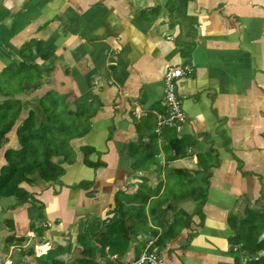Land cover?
<instances>
[{"label": "crops", "instance_id": "obj_1", "mask_svg": "<svg viewBox=\"0 0 264 264\" xmlns=\"http://www.w3.org/2000/svg\"><path fill=\"white\" fill-rule=\"evenodd\" d=\"M28 61L41 65L43 76L25 80L27 90L17 94L0 89V100L22 101L0 148V166L4 152L19 146L23 119L34 113L36 126L48 122L49 93L63 97L70 116L86 118L88 127L55 134H67L74 159L52 155L62 168L56 180L35 172L33 183L19 184L34 201L0 198V255L10 244L22 254L14 264L55 258L77 264L79 236L90 228L85 237L97 240L98 249L104 242L99 260L154 251L163 264H258L264 255V0H0V72ZM172 65L193 70L177 85L187 118L164 127L170 131L162 129V137L163 77ZM153 140L158 163L136 158L133 152H149ZM167 166L181 183L189 175L197 186H184L151 209L158 215L152 223L128 196L143 193L149 206L163 193ZM137 175L158 192L130 185ZM244 202L245 213L260 215L256 237L242 235ZM142 225L147 231L137 230Z\"/></svg>", "mask_w": 264, "mask_h": 264}, {"label": "trees", "instance_id": "obj_2", "mask_svg": "<svg viewBox=\"0 0 264 264\" xmlns=\"http://www.w3.org/2000/svg\"><path fill=\"white\" fill-rule=\"evenodd\" d=\"M174 6V4L172 5ZM10 95L9 93H7ZM22 101L19 98H15L10 95L9 98L0 100V148L8 140L7 133L12 129L15 121L19 117ZM164 106V104H163ZM47 123H43L40 126H36L34 122V113H30L27 118L17 126L16 134L18 138V147L8 148L4 153L5 163L0 166V198L3 196H15L17 204H23L25 202H32L34 199L25 188L19 184L23 181L31 184L34 182L35 177H32L35 172L37 175L47 181L56 180L62 173L61 166H56L52 160V155H59L61 150H58V145L62 138H57L56 131L63 132L62 126L64 122L55 119L51 110L45 108ZM165 113V106H164ZM182 122L178 123L180 125ZM51 130L53 136L57 139L58 145H52V138L47 136V131ZM65 132V131H64ZM65 140L64 147L67 144ZM70 149V147L68 146ZM65 150V149H63ZM64 153V152H63ZM247 217V216H246ZM245 217V218H246ZM10 239V238H9ZM88 240V241H87ZM95 241L91 238L84 237L80 241L83 245L81 256L74 259L77 264H131L132 262H138L142 255L154 253V251H145L142 255H137L132 259H128L126 256L120 254L115 260L100 261L99 258L105 256L104 254V242L100 241L101 247L95 244ZM90 242L93 243L94 248L91 247ZM96 252H98L96 254ZM123 257H125L123 259ZM260 259L262 260L261 263ZM258 264H264V255L260 256L257 261ZM44 264H49L47 261ZM52 264H66L64 260L55 258ZM145 264V263H142Z\"/></svg>", "mask_w": 264, "mask_h": 264}, {"label": "rangeland", "instance_id": "obj_3", "mask_svg": "<svg viewBox=\"0 0 264 264\" xmlns=\"http://www.w3.org/2000/svg\"><path fill=\"white\" fill-rule=\"evenodd\" d=\"M41 65L39 64H34L31 62H25L19 65H12L11 67L4 69L0 72V89L3 90H7V91H11L12 94H17L22 92L23 90H27L24 87L25 84V80H28V83L30 82H37V80H39L42 76V70L40 69ZM46 72V71H45ZM52 93H49L47 95V98H45V102L47 103V108L49 110H51L52 114H54L55 119H53V121H57L60 120L62 122H64L62 129L66 132V129L68 128L69 131H71L72 133H79L82 134L88 127V124L86 123V118H80L77 119L75 117H71L69 114V107L67 108V105L65 104L64 98L63 97H54V98H49V96H52ZM53 99V100H52ZM43 107H44V102H43ZM66 107V108H65ZM69 114V115H68ZM167 124H162V125H157V129L160 131L161 129V134H162V129H163V134H166L167 132L170 131V129H165L164 127H167ZM149 134L152 136L155 134V138H159L160 137V133L158 134L155 131V127L154 126H150L148 128ZM59 131H56V133H58ZM162 134V137H163ZM66 136H64L65 138L61 139L60 144L58 145L57 143V139L53 136L51 130L47 131V136L52 138V145H58V150L62 149L61 152H64L67 155V159L73 161V151L72 149L70 150L68 148V145L64 147L65 140L67 139V134L65 133ZM168 135V134H167ZM167 135L164 137V139L161 140V144L165 143L164 141L167 138ZM154 138V139H155ZM153 145H151L149 152L146 151L145 149H143L142 147L137 148L133 153L135 155L136 158L138 157H142L143 159H145V161L148 159L147 163H152L154 164L157 159L155 156V152L157 151V143L155 140H153ZM160 144V145H161ZM65 149V150H63ZM146 155V156H145ZM145 156V158H144ZM142 159V160H143ZM90 163V162H87ZM180 164H183L182 161L179 162ZM158 166V164H157ZM159 169V167H157ZM165 175L164 177H160V186L163 189V193L158 196L157 198H155L154 200H152L151 204L149 206H147V204L143 201V199L146 198V195L143 193H137L134 196H128V200H132V201H137V206L134 207V210H138L141 213H145L147 211L148 213V219H150L153 222H156L158 220V215L157 213H151V209H155L157 205H161V203L166 202V200L173 195V193H181L184 190V186H186V188L191 187V188H196L197 183L194 180L193 177L189 176V175H184V177H182L183 181H185V183H181V180L179 179V176L174 175V173H172V169L170 166L166 167V170L164 171ZM133 177V176H131ZM131 177L129 178V184L130 185H139L141 187V189L146 193L150 194V193H157L160 187H152L149 188V186H153V183L151 182H147L146 179L142 178L141 176L137 175L135 176L134 180H132L131 182ZM132 183V184H131ZM146 183H148V185H146ZM183 184V185H181ZM185 188V189H186ZM191 188H189L188 190H186L189 192L191 190ZM118 198H122L123 200H126V197H124V195L120 193H118ZM35 203V202H34ZM40 206V205H37ZM157 209V208H156ZM131 210V209H129ZM131 210V211H134ZM246 215H242L241 216V220H240V224H242L241 229L243 230L242 235L245 236L247 235V232H251L253 236H255L256 232L260 231L259 229L262 226V221L260 219V215L254 213V216L250 215V213H245ZM247 216V217H246ZM246 217V218H245ZM94 220V219H93ZM239 220V219H238ZM96 224L98 225H103L102 222H100V220H95ZM178 222V220H177ZM37 223H35L36 225ZM176 225V224H175ZM105 228H109V225H104ZM42 231V228H40ZM147 227L142 225V226H137V230L140 231H147ZM90 230V228H88L84 233H82V236L85 237L87 233V235H91L90 232H88ZM257 230V231H256ZM38 231V230H37ZM39 231V232H41ZM264 232V231H263ZM44 233V230H43ZM263 234V233H262ZM256 237V236H255ZM83 238L81 237V235L79 236V241H82ZM88 241V240H87ZM106 241L111 243V238H110V234L106 237ZM116 244H120L118 240L115 241ZM90 245L92 248H94L93 243L90 242ZM114 248V247H113ZM118 248V247H117ZM119 248L126 250L125 246H119ZM3 252H5L6 255H8L15 263L19 262L20 260H22L21 256L22 254H20L17 249H15V247H11L10 244L5 245ZM77 255V254H76ZM82 255V254H81ZM74 259V258H73ZM110 259V258H109ZM101 261H104L106 259L101 258ZM113 260V259H110ZM115 260V259H114Z\"/></svg>", "mask_w": 264, "mask_h": 264}, {"label": "built area", "instance_id": "obj_4", "mask_svg": "<svg viewBox=\"0 0 264 264\" xmlns=\"http://www.w3.org/2000/svg\"><path fill=\"white\" fill-rule=\"evenodd\" d=\"M192 68L187 65L169 66L163 77L164 95L163 104L165 113L158 120V125L167 124L177 126L178 123L184 122L187 118L183 107L182 100L178 93V81L192 73ZM163 264L162 260L156 254H144L138 263ZM0 264H14L8 255H0Z\"/></svg>", "mask_w": 264, "mask_h": 264}, {"label": "water", "instance_id": "obj_5", "mask_svg": "<svg viewBox=\"0 0 264 264\" xmlns=\"http://www.w3.org/2000/svg\"><path fill=\"white\" fill-rule=\"evenodd\" d=\"M245 205H246V202H244V204H242V206H243L242 209H238V212H239V213H243V212H244V216L246 215V214H245V210H244ZM263 254H264V251H263Z\"/></svg>", "mask_w": 264, "mask_h": 264}, {"label": "clouds", "instance_id": "obj_6", "mask_svg": "<svg viewBox=\"0 0 264 264\" xmlns=\"http://www.w3.org/2000/svg\"><path fill=\"white\" fill-rule=\"evenodd\" d=\"M6 255V254H5ZM158 257V256H157ZM159 258V257H158ZM161 259V258H160ZM145 264H150V263H147V262H144ZM131 264H142V263H138L136 261L132 262Z\"/></svg>", "mask_w": 264, "mask_h": 264}]
</instances>
